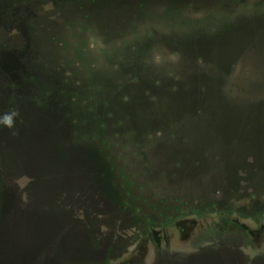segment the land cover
Masks as SVG:
<instances>
[{"label": "rangeland", "instance_id": "374dc122", "mask_svg": "<svg viewBox=\"0 0 264 264\" xmlns=\"http://www.w3.org/2000/svg\"><path fill=\"white\" fill-rule=\"evenodd\" d=\"M102 2L0 0V68L20 72L13 76L18 82L34 73L58 91H78L72 100L58 96L54 105L38 100L45 107L24 101L21 107L30 119L25 125L15 123L18 135L0 130V206L7 189L4 163L20 162L22 171L32 166L44 174L40 182L56 181L59 168L62 174L83 177V198L91 199L79 206V195L66 198L59 189L49 215L60 217L61 242L62 234L74 231H65L69 220H61L62 215L68 211L78 217L84 206L89 217L78 231H84L85 249L60 250L54 233L47 240L40 236L29 250V264H174L173 250L203 240L213 247L186 262L262 264L264 107L258 96L252 105L239 103L227 93V84L219 87L230 80L248 97L254 82L244 71L254 70L256 81L264 84V0H146L143 8L144 0ZM22 22L51 26L68 47ZM91 35L96 46H90ZM82 40L92 56L77 63L73 50ZM119 42L128 45L123 51L128 57L123 70L110 72L95 52L107 47L114 54ZM50 46L53 52L68 48L73 53L67 79L61 73L67 66L56 63L57 53L48 54ZM173 71L176 77L169 75ZM121 80H128L127 91L134 96L126 105L117 84ZM97 84L100 92L94 91ZM203 85L208 89L201 92ZM23 88L26 94L28 87ZM260 90L264 97V86ZM196 103L203 109L200 116ZM5 105L0 103V115ZM140 105L143 113L131 119ZM176 128L180 131H170ZM161 227L170 228L168 237L152 235Z\"/></svg>", "mask_w": 264, "mask_h": 264}, {"label": "water", "instance_id": "95a60500", "mask_svg": "<svg viewBox=\"0 0 264 264\" xmlns=\"http://www.w3.org/2000/svg\"><path fill=\"white\" fill-rule=\"evenodd\" d=\"M34 137H37V135H34ZM28 138L31 137L28 136ZM57 161L59 160L53 159L51 163H57ZM21 167H23V165L20 164V162H17V164L14 163L12 166L4 163L3 166V179L6 182L7 189L4 190V203L2 207L0 206V264H29L31 259L29 250L33 244H36L37 237L42 236L45 237L44 240H47L48 235L52 233H54L52 237L55 236L54 240L58 243L60 250L68 248V250L71 251L76 249L78 253L81 250L83 251L85 249L81 236V234L84 235L83 230H81L77 244L74 243L75 245L71 244L65 246L58 239V228L63 225L59 222L60 217L49 218L50 213L54 211L53 206L58 200L56 194L60 192L59 189L65 191L64 194L66 198H75L79 195V206L85 199L91 200L89 198H83V193H85L83 177L62 174L60 172L62 170L59 168L57 176H54L56 181L50 183L40 182L37 181V179H41V176L44 175L42 172L34 168L32 169V166L28 169L24 166L25 170L22 171ZM11 185L18 186L15 187ZM62 186H66V188L62 189ZM52 187H54V189H52ZM71 192H73V196ZM81 208V215L79 214L77 217L79 225L83 223V220L89 217L84 211V206ZM68 214V211L64 212L61 220L66 221V216H68ZM104 218L105 217H103L102 221H104ZM204 245H209V247H204ZM192 246L186 249L187 251L179 250L174 253L173 250L172 256L174 264H189L185 261V258L189 260L192 259L193 261L198 252L200 253L206 248L213 247L207 240L193 243ZM258 257L257 253L254 260L257 261ZM261 259L262 264H264V255H262ZM44 263L46 262L44 261Z\"/></svg>", "mask_w": 264, "mask_h": 264}, {"label": "trees", "instance_id": "16d2710c", "mask_svg": "<svg viewBox=\"0 0 264 264\" xmlns=\"http://www.w3.org/2000/svg\"><path fill=\"white\" fill-rule=\"evenodd\" d=\"M78 1H80V0H78ZM88 1L94 2V3H97V2L105 3L106 2V1L105 2H102L103 0H101V1L100 0H88ZM145 1L146 0H144V3L143 2L141 3L140 8H143L145 6ZM24 4L25 3H22V5H24ZM80 9L84 11V5L81 6ZM134 16H137V15H134ZM18 18H21V17L18 16ZM24 22H22V23L23 24H27L25 26L26 27H29L31 29V31H33V33L45 32L48 35V39H51V42L52 43H55V41H57V42L62 43L64 46H67L68 47L67 43H63V42L59 41L58 38L56 37V35L55 34L54 35L52 34L53 31H54V29L51 26H48V25L45 26L44 24H41V23L32 24L31 22L30 23H24ZM177 24L174 25V28L175 29L178 27ZM17 31L19 32V27H18L17 30L14 29V33H17ZM78 31L83 33V32L86 31V29L85 28L83 29L82 28V25H81V27L78 28ZM90 37L91 38L89 40L92 41L90 43V46H92L94 43H95V46H96L97 39H95V36H93V35H91ZM132 40H134V39H132ZM83 42L84 41L82 40L80 43L77 44V46H79V49L78 50H76V51L73 50L75 52L74 53V56L76 55L77 63L89 62V58H90V56H92V55H89L88 52H86V48H85V46H83ZM116 45L117 46L114 48V50H118V51L115 52L114 54L107 47L98 48L96 50V52H95L96 53L95 54L96 56L98 54H100V55L103 56V59H105L108 62V64L110 65V68L108 70L110 72L111 71H114L115 72L116 70H119V69L120 70H123L124 67H125V65H123V64L126 62L127 57H128V54H126V53L123 52L124 49L126 47H128V45L126 46L125 43H121V42L117 43ZM133 48H135V47H133ZM22 49H18L17 52L18 53H19V51L24 52ZM67 49L68 48H66L62 53H60V52L57 53V52H53V51H55V49H53L50 46V48L48 50V54L51 55V56H54L56 53L58 54L59 57H58V59L55 60L56 63H61V61H62V63H65V65L67 66V70L61 71L62 74H63V72H65V74H63V75L66 76L65 79H67V76H69V73L71 72L70 70H68V67H71L72 66V61L69 58L72 57V54H73V53L71 54V52H70L71 55L68 54L67 53L68 52ZM25 54H28V52H26ZM177 54H178V52L176 51L175 54H174L175 57L177 56ZM195 61L199 63L200 58L197 56V58L195 59ZM91 66L97 67L96 63H92ZM49 68L50 67L44 68V72H43L44 75H45L46 72L49 71ZM236 68L237 67H235V69ZM117 72H121V71H117ZM91 73H92L93 76H95V74H94L93 71H91ZM174 73H175V71L170 72L169 75H171V77H173V76L176 77L177 75H175ZM198 73H201L202 74L203 72H200L199 71ZM254 73H256V70H254L252 72L251 71H249V72L244 71V74L246 75V77L249 78L250 80H252L254 82L253 85L250 86V88L248 90V94H247L248 97H244L242 95L241 91L239 92L237 86L233 82H231L230 80L228 82H226V83L223 82V81H221V86L219 87V89H221L225 84H227L228 85L227 86V89H228L227 90V93L230 96L235 97L234 100L238 101L239 103H240L241 100H244L246 102H249L252 105L253 102H254L253 100L256 99L254 97L255 96H258V97L261 98V103L263 104L262 106L264 107V99H263L264 97H261L260 96V93L258 91V90H260V86L263 87L264 84H260L258 82L259 78L256 81L257 77L254 75ZM262 73L264 74V71ZM20 74H21L20 72L14 70V69L11 70V69L0 68V103L5 102V104H6L5 105V108L6 107L7 108L4 109V110H6V112L10 111L11 109L18 110L19 116L16 118V123L17 124L21 123V124L25 125V123L28 121V119H30V118H28L26 116L28 114L25 113V111H23V109L21 107V104L24 101L26 102V101H29V100H33V102L36 101L35 103H37L38 106L43 107L44 105L43 104L41 105L38 102V100L48 99V101H49L48 103H50L51 105L52 104L54 105L55 102H56L55 100H56V98L58 96H61V97L68 96L72 100V98H76L77 95H78V91H70V90L66 89V87H64V88L61 87L60 88V91H58V88H56V87L55 88L54 87H50V86H48L50 80H46L45 82H43L34 73H29L25 77V79L23 80V82L22 81L21 82H18L13 76L14 75H20ZM100 75H101V77H104L107 74L100 72ZM88 76H90V73H86L85 74V77H88ZM110 76H111V73H110ZM228 76H230V74ZM234 79H235V76H234ZM133 80L135 81L136 79L134 78ZM262 80H264V79H262ZM65 81L66 80L63 79V82H65ZM125 81L128 82V80H123V81L121 80V81H119V83H117L118 84V88H120V90L122 89V94H125V98L123 100H121L119 98V94H121V93L117 94V96H115V97H118V99L121 100V101H123V104L126 105V104L131 103V101L133 100V97L134 96H132V93L129 94V92H130L129 90L130 89L127 91V87L130 84L127 83V82H125ZM160 81L162 82V80H160ZM160 81H157V83H160ZM80 82H82V81L81 80H77V83L80 84ZM44 83L47 86L44 85ZM137 83H139V82H137ZM157 83H156V85H151V88L153 86H157L158 87ZM31 85H33V86H31ZM23 87H28V92L26 94L24 92V89L25 88H23ZM137 87H139V86H137ZM100 89L101 88H100V86L98 84L95 85L94 91L97 90V92L98 91L100 92L101 91ZM172 89H174V87H172ZM200 89H201V92H204L208 88H207L206 85H203L202 87H200ZM54 92H56V93H54ZM143 95L144 96H146V95L147 96H150V94L148 95L147 93H145ZM155 97H156V95L154 97H152V99H155ZM125 105H123V107H124L123 109H125ZM202 112H203V109H202L201 104L196 103V106H195V114H196V116H200L202 114ZM37 113L38 112L33 111V113H30V114L34 115V114H37ZM141 113H143V108L140 105V113L138 115H131L130 113L129 114L132 116L131 119H135L136 116H138V118H139L141 116ZM190 124H191V122L188 123L187 127ZM3 128L5 129L6 127H3L2 125H0V130L3 129ZM137 130L138 131H144V128L141 127V126H139ZM134 131H136V130L134 129ZM159 131H162V129L160 128ZM163 131H165V130H163ZM170 131H180V130L178 128H176V129H172ZM188 131H190V127H188Z\"/></svg>", "mask_w": 264, "mask_h": 264}, {"label": "flooded vegetation", "instance_id": "af4514ba", "mask_svg": "<svg viewBox=\"0 0 264 264\" xmlns=\"http://www.w3.org/2000/svg\"><path fill=\"white\" fill-rule=\"evenodd\" d=\"M98 209V208H97ZM101 210V209H100ZM107 212V211H106ZM74 218V219H73ZM66 219L67 220H69V222H68V225H69V227H67L66 229H65V231H67V230H69L71 227H72V229L74 230L73 232L76 234L75 236L73 235V232H71V234H69L70 232H67V234L68 235H63L62 234V236H61V243L62 244H64L65 246H67V245H71V244H77V242L79 241V235H80V233H79V231H78V225H79V223H78V220H77V217H76V215H75V217H72V215L71 216H66ZM66 220V221H67ZM74 220V222H72ZM263 221H264V218H263V220H262V222L260 223V232L261 231H263L264 230V224H263ZM175 230H178V231H180V232H182L183 231V226L182 225H180V224H176L175 225ZM257 231V230H256ZM255 231V234H257V232ZM169 233H170V228H166V227H161V228H159V229H157V230H155V232L152 234L153 236H160V237H162V235H165V238H166V236L168 237L169 236ZM65 237V239L63 240L62 239V237ZM72 238H73V240H72ZM156 241L158 242V239H156ZM74 244V245H75ZM73 245V246H74ZM191 246H192V244H190V247H189V245H185V246H183L182 247V249H180L181 251H187L186 249H188V248H191ZM197 246V245H196ZM192 247H195V246H192ZM74 250H76V249H74ZM177 251V250H176ZM196 251V250H195ZM173 252V251H172ZM174 253H175V251H174ZM199 253V252H198ZM177 256V255H176ZM170 257H171V262H173V256H172V254L170 255ZM218 259V258H217ZM216 259V260H217ZM166 260V259H165ZM219 261H220V259H218ZM167 262V261H166ZM219 264H222V262L220 261L219 262Z\"/></svg>", "mask_w": 264, "mask_h": 264}, {"label": "clouds", "instance_id": "9594fccd", "mask_svg": "<svg viewBox=\"0 0 264 264\" xmlns=\"http://www.w3.org/2000/svg\"><path fill=\"white\" fill-rule=\"evenodd\" d=\"M19 116V112L16 109H11L10 111L0 115V125L6 127L12 134L18 135V129L15 127L16 118Z\"/></svg>", "mask_w": 264, "mask_h": 264}]
</instances>
